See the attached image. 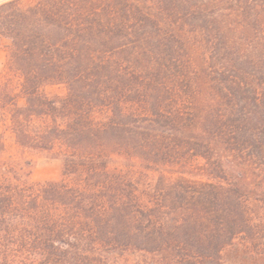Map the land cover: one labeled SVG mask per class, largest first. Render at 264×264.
I'll return each instance as SVG.
<instances>
[{"label": "trees", "instance_id": "1", "mask_svg": "<svg viewBox=\"0 0 264 264\" xmlns=\"http://www.w3.org/2000/svg\"><path fill=\"white\" fill-rule=\"evenodd\" d=\"M0 264H264V0H0ZM56 89L62 91L57 92Z\"/></svg>", "mask_w": 264, "mask_h": 264}, {"label": "rangeland", "instance_id": "2", "mask_svg": "<svg viewBox=\"0 0 264 264\" xmlns=\"http://www.w3.org/2000/svg\"><path fill=\"white\" fill-rule=\"evenodd\" d=\"M5 40L0 39V74L3 72L7 51ZM55 91L60 92L61 89ZM0 137H3L10 154L22 156L32 162L30 180L34 182H44L50 180H59L62 178V161L58 158L49 157L46 154L32 153L23 151L15 146L14 140L9 132H4V127L0 124Z\"/></svg>", "mask_w": 264, "mask_h": 264}]
</instances>
